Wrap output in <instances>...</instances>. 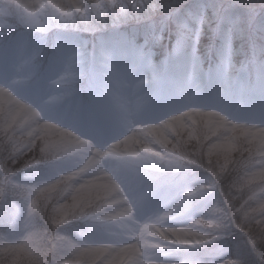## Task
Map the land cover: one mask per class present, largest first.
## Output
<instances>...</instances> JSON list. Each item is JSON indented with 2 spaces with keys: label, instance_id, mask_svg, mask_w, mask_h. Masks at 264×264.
Masks as SVG:
<instances>
[{
  "label": "clouds",
  "instance_id": "clouds-1",
  "mask_svg": "<svg viewBox=\"0 0 264 264\" xmlns=\"http://www.w3.org/2000/svg\"><path fill=\"white\" fill-rule=\"evenodd\" d=\"M0 264H264V0H0Z\"/></svg>",
  "mask_w": 264,
  "mask_h": 264
}]
</instances>
